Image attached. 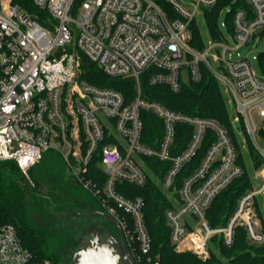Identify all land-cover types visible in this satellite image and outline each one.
Listing matches in <instances>:
<instances>
[{
    "label": "built area",
    "instance_id": "obj_1",
    "mask_svg": "<svg viewBox=\"0 0 264 264\" xmlns=\"http://www.w3.org/2000/svg\"><path fill=\"white\" fill-rule=\"evenodd\" d=\"M33 1L47 13L44 24L12 0H0V160L15 161L28 177L46 152H57L72 176L120 224L135 264L151 262L144 199L124 195L117 185L146 184L144 157L170 162L160 183L173 202L165 216L177 250L206 258L214 236L227 246L233 244L237 226L246 229L251 242L262 243L257 202L262 195L264 206V65L258 63L260 51L252 58L250 52L264 39V0H248L250 11H234L229 36L221 26H227L226 20L219 22L220 38L205 32L202 49L191 44L193 24L219 0ZM231 6L232 2L224 4L220 15L226 11V18ZM244 47L250 51L243 55ZM83 56L112 77L133 78L135 96L127 102L121 91L84 80ZM203 66L229 95L235 119L243 120L242 134L249 136L263 159L257 172L262 183L241 195L221 226L209 223L207 211L244 171L232 135L218 120L171 109L145 98L141 89V76L148 71L151 84L179 92L185 83L202 79ZM144 110L163 122L158 147L142 140ZM179 123L190 126L192 135L186 147L173 154ZM209 130L214 141L177 188L178 175ZM99 154L106 173L102 188L86 178ZM0 264L48 262L34 259L13 224H0Z\"/></svg>",
    "mask_w": 264,
    "mask_h": 264
},
{
    "label": "trees",
    "instance_id": "obj_2",
    "mask_svg": "<svg viewBox=\"0 0 264 264\" xmlns=\"http://www.w3.org/2000/svg\"><path fill=\"white\" fill-rule=\"evenodd\" d=\"M12 2L23 7L40 23H45L47 13L37 7L33 0H12ZM228 2H232V6L225 20L230 32L233 31L234 11L238 8L250 11L248 0H219L217 5L205 9V17L201 22L193 24L191 40L193 46L199 49L204 47L205 32L211 37L220 38V10ZM260 34L264 36V29ZM258 63L260 66L264 65V49L258 53ZM148 74L149 72L146 71L141 76L142 95L145 98L157 100L171 109L181 110L190 115L214 118L226 126L232 135L240 152L239 162L243 165L244 171L216 196L207 211V219L212 226L224 225L235 210L241 195L252 189L257 181L253 178L252 171L262 166V157L246 135L244 140L248 147L252 169L247 166L241 149L244 144L242 132H245L243 120L240 118L236 124L233 122L236 115L231 114L229 110V99L224 96L218 79L206 67H202L200 81L185 83L179 92H173L165 84H151ZM81 77L92 84L121 91L127 102L137 92L133 78L112 77L84 56ZM141 116L143 119L142 140L148 145L158 147L164 131L162 120L147 110L142 111ZM176 129L173 154L182 151L192 135V128L187 124L179 123ZM214 139L213 131H207L197 154L178 175L177 188L180 187L184 177L199 165ZM143 159L149 171L146 184L138 186L129 182H118L117 187L128 197L142 196L144 199L145 222L151 236L149 252L151 262L148 264H154L157 259L159 264H264V241L259 244L251 242L243 226L236 227L234 242L230 246L225 245L221 238L214 236L213 248L206 258L199 257L189 250H177L171 242V228L165 216L167 208L173 206V202L170 193L160 183L170 162L161 161L155 157ZM29 171L32 172L31 169ZM86 178L96 182L102 188L106 173L100 164V154L99 157L95 155L92 159L90 172ZM76 184L82 186L78 181ZM39 192L42 191L38 178L27 177L13 160H0V224H13L17 228L20 240L31 251L36 261L62 264L58 255L50 248V237L54 231L37 225L33 218L35 208L41 204ZM257 209L264 230V206L261 204V199L257 202Z\"/></svg>",
    "mask_w": 264,
    "mask_h": 264
},
{
    "label": "rangeland",
    "instance_id": "obj_3",
    "mask_svg": "<svg viewBox=\"0 0 264 264\" xmlns=\"http://www.w3.org/2000/svg\"><path fill=\"white\" fill-rule=\"evenodd\" d=\"M225 9H228V8H225ZM225 14H226V11L224 14L222 13L220 15V18H219L220 24L225 22ZM201 21L202 20L200 19L199 22H201ZM221 26H222L223 31L226 33V36H229L230 31L228 30V27L227 26L224 27L223 25H221ZM263 49H264V39L261 42H259L256 49H254L253 51L250 52V58H252L253 55L257 54L258 51H261ZM249 51H250V49L248 47H244L241 49V53L243 55L247 54ZM224 96L227 99H230L229 95L226 92H224ZM228 103H229L228 107H229L231 114L236 115V109H235L234 105L232 104V102L230 100ZM257 119L259 120V118H257ZM238 121L239 120L234 119L233 122L236 124ZM245 137H246V134L243 133L242 134V141L244 142V144H243L241 149H242L243 156L246 160L247 166L252 169L251 158L249 155L248 147L246 146L245 140H244ZM252 144H253V142H252ZM253 146H254V144H253ZM31 170H32L31 173H30V171L28 172V177L34 176L35 178H38L39 180H42V181L46 180L45 182H46L47 186L50 188V190H48V191L49 192L53 191L52 192L53 197L58 199V200H56L58 203L60 202L61 197H60L59 193H57V191H56L55 180L57 182L58 188H60L63 191L68 192L67 190H69V191L71 190L74 192L75 195H78V196L92 197V195H93L90 192H88L87 190H85L82 186L76 184L77 181L72 176L71 170L69 169V167L67 166L65 161L62 159V157L55 151L46 152L44 158L41 159L37 164H35L31 168ZM258 170L259 169H255L252 171L253 178H255L257 180L254 183L252 188L257 187L260 184V182L262 183V179H263L262 176H261V178L259 176H257ZM70 186H72L73 188H71ZM262 203H263V197L261 195V204ZM37 207L35 208L36 210H37ZM55 210L61 211V212L67 211V209L64 208V205H57ZM41 212L44 214L46 211L41 210ZM57 221H59V220H57ZM39 226L48 227L49 229H52V231H54V233H52V235L50 237L51 251H53L54 253H56L58 255L60 262L62 264H66L65 259H64L63 250L68 246L67 243L71 239L70 235H67V234L60 232V230H63V228L59 222H56V224L53 227H51L49 222L44 223L43 225H39Z\"/></svg>",
    "mask_w": 264,
    "mask_h": 264
},
{
    "label": "water",
    "instance_id": "obj_4",
    "mask_svg": "<svg viewBox=\"0 0 264 264\" xmlns=\"http://www.w3.org/2000/svg\"><path fill=\"white\" fill-rule=\"evenodd\" d=\"M104 215L117 225L118 232L105 225L85 228L63 250L66 264H135L122 227L112 216Z\"/></svg>",
    "mask_w": 264,
    "mask_h": 264
},
{
    "label": "flooded vegetation",
    "instance_id": "obj_5",
    "mask_svg": "<svg viewBox=\"0 0 264 264\" xmlns=\"http://www.w3.org/2000/svg\"><path fill=\"white\" fill-rule=\"evenodd\" d=\"M46 180L42 181L39 180V184L41 186V191L39 192L38 195L40 197V205H38L37 210L35 209V211L33 212V218L34 221L37 225H43L44 223L49 222L50 218H52V220H59L57 222L60 223V225H62L63 230H60V232L70 235V238L73 240L76 237H78L79 233L81 232V230L83 229V224L86 225V223L83 222H76L75 225L73 224H69L70 222H74L76 217H74V215H80V211H79V201L80 198H84V197H88V196H78V195H74L72 196L70 193L68 194L67 192L61 190L60 188H58L57 182L55 180V184H56V191L57 193H59L60 195V202L58 203L55 197H53L52 192L49 193L48 190H50V188L47 186ZM83 188L85 190H87L88 192L89 189H87L86 187L83 186ZM91 193V192H90ZM58 197V196H57ZM57 202V203H56ZM57 205H64V208L67 209V211H57L55 210ZM41 210H45L46 212L43 214L41 212ZM50 217H47L49 216ZM75 223V222H74ZM69 242V241H68Z\"/></svg>",
    "mask_w": 264,
    "mask_h": 264
},
{
    "label": "crops",
    "instance_id": "obj_6",
    "mask_svg": "<svg viewBox=\"0 0 264 264\" xmlns=\"http://www.w3.org/2000/svg\"><path fill=\"white\" fill-rule=\"evenodd\" d=\"M71 188H73L72 186H70ZM67 190V189H66ZM72 196H74V192L73 191H69L67 190ZM66 192V191H65ZM67 192V193H68ZM68 193V194H69ZM76 196V195H75ZM79 202V211H80V215H74V217H76L75 219V223L74 222H70L69 224H73L75 225L76 222H83L86 223L83 224V229L81 230V232L78 234L80 235L85 228H95L99 225H105V226H109L110 228H112L113 230L118 232V227L117 225L109 220L107 217H105L104 213L106 215H108V213L101 207L99 201L97 198H95L93 195L92 197H84V198H80V200H78ZM110 216V215H109ZM50 217V216H47ZM56 220H52V218H50L49 223L51 225V227H53L56 224ZM78 237H76L75 239H70L69 242L67 243L68 245L72 242H74ZM65 250V249H64Z\"/></svg>",
    "mask_w": 264,
    "mask_h": 264
}]
</instances>
